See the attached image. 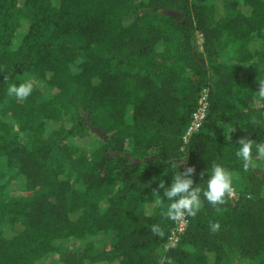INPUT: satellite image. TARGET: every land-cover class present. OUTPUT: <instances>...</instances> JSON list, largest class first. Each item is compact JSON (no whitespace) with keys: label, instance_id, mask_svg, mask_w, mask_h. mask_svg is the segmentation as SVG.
<instances>
[{"label":"trees","instance_id":"obj_1","mask_svg":"<svg viewBox=\"0 0 264 264\" xmlns=\"http://www.w3.org/2000/svg\"><path fill=\"white\" fill-rule=\"evenodd\" d=\"M20 2L27 24L15 45ZM228 7L217 17L211 0H0V105L32 134L28 145L9 148L0 120V157L17 163L13 181L0 173V215L23 219L22 228L0 229V264H46L53 254L59 264H107L110 254L117 264H230V254L264 264V174L251 167L264 165L256 150L264 101L251 108L264 85V0ZM26 75L54 89L32 105L35 117L17 114L27 99L7 93ZM202 88L207 118L181 151ZM89 129L107 139L80 150L75 139ZM241 138L253 144L247 161L236 155ZM76 155V172L52 166ZM214 163L245 179L239 196L213 205L201 193L197 214L169 247L173 220L157 184L191 165L202 187ZM17 192L30 198L5 201Z\"/></svg>","mask_w":264,"mask_h":264},{"label":"rangeland","instance_id":"obj_2","mask_svg":"<svg viewBox=\"0 0 264 264\" xmlns=\"http://www.w3.org/2000/svg\"><path fill=\"white\" fill-rule=\"evenodd\" d=\"M215 4H217V17H220L222 13H225V15H229V7H228V0H211ZM20 7L23 8V14H22V26L19 32L16 35L15 39V45L20 41L21 37L23 36V33L26 29V24H27V15L28 12L23 6V2L19 3ZM173 14V13H172ZM176 15V14H173ZM195 44L197 47V52L201 53L202 52V39L198 35L195 39ZM220 61L228 62V58L225 54V52H221ZM24 80H30L34 87L32 93L26 98L27 101L23 105L22 110H17V114L23 113L25 116L33 112L32 105L38 104L39 102L49 100L50 98L53 97L54 94V89L49 86L46 82H44L42 79L38 78L37 76L34 75H26L24 77L20 78V82ZM264 101V95H257L253 96L252 102H251V108H256L258 106H261V104ZM32 102H34L32 104ZM7 104V102H5ZM8 106V105H7ZM4 110V108L0 105V120L4 121L7 125L5 131L3 132L6 140L9 142V148H12L16 144H25L28 145L32 141V134L28 130V126L26 129H22L21 127V119L14 113V108H10ZM32 117H35L34 112L31 114ZM68 121V117L63 114L60 116L58 119V123L61 125L66 124ZM107 137L100 133L99 131L95 129H89L85 131L84 133L80 134L76 139H75V146L78 149H94L98 147L103 141H105ZM252 170H254L258 174H264V165H256L254 163L251 164ZM53 167L59 168L60 166L62 169H66L70 172H76V170L79 169L80 166V158L78 155L74 156L70 160H67L63 163L60 164H52ZM17 168V163H15L11 167H7V162H6V157L2 156L0 157V173L4 176L7 182H11L14 180L15 177V171ZM245 182V179L236 176L233 180V186H234V193L232 196H228L229 199H236L239 196V187ZM72 187L77 190H81L82 186L79 183L78 180H73L72 181ZM30 196L28 194L24 193H15L7 198H5V201L8 200H28ZM15 227V228H22L23 226V219L17 216L13 215H0V229L5 228V227ZM115 241L114 235L110 234L106 240V247L107 250H110L113 246V243ZM72 244L65 245L64 247L61 248V252L73 249ZM230 264H240L235 257L234 254H230ZM118 260L117 258L113 257V255H109L108 263L107 264H117ZM46 264H59V254H53L49 256L46 260Z\"/></svg>","mask_w":264,"mask_h":264},{"label":"clouds","instance_id":"obj_3","mask_svg":"<svg viewBox=\"0 0 264 264\" xmlns=\"http://www.w3.org/2000/svg\"><path fill=\"white\" fill-rule=\"evenodd\" d=\"M33 83L30 80H24L20 83H9L7 93L17 99L27 98L33 91ZM260 94L264 95V85L259 88ZM252 141L245 138L239 140V148L236 155L243 160H249L252 152ZM257 153L264 158V143L256 145ZM195 168L191 165L184 169L179 167V171L174 174L171 181L161 179L157 184V190L160 191V199H167L166 215L171 220H178L185 215L195 216L200 208L201 193L203 197L213 205L223 204L226 195L234 193L233 174L222 164L214 163L207 171L203 186H194L193 174ZM212 230H218L219 223L210 225ZM154 232H158L157 226H153ZM163 235L162 232H160Z\"/></svg>","mask_w":264,"mask_h":264},{"label":"built area","instance_id":"obj_4","mask_svg":"<svg viewBox=\"0 0 264 264\" xmlns=\"http://www.w3.org/2000/svg\"><path fill=\"white\" fill-rule=\"evenodd\" d=\"M207 112H208V88H202L199 92L196 108L194 112L191 114L189 124L182 135L183 145L181 147V151H184L185 145L192 137V135L198 133L202 129L207 118ZM186 167L187 165H184L183 169ZM228 196H232V194ZM187 226H188V215H185L181 219L173 220V224L168 236L169 247H175L178 244L179 239L181 235L184 234L185 230L187 229Z\"/></svg>","mask_w":264,"mask_h":264}]
</instances>
